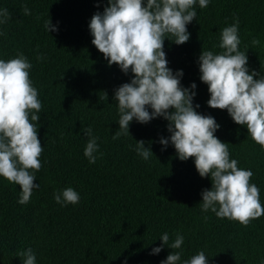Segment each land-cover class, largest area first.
<instances>
[{
	"label": "trees",
	"instance_id": "obj_1",
	"mask_svg": "<svg viewBox=\"0 0 264 264\" xmlns=\"http://www.w3.org/2000/svg\"><path fill=\"white\" fill-rule=\"evenodd\" d=\"M25 5L30 15L23 14ZM108 6V0H0V10L10 14L0 24V59L23 54L32 64L29 77L42 104L40 121L33 123L44 148L34 180L39 187L27 204L18 203L20 187L0 177V264H23L17 254L28 249L36 264H161L173 251L181 252L177 264L200 251L208 264H264V216L243 226L201 211V193L211 189V178L199 175L194 158H178L169 121L133 119L130 134L113 139L119 131L115 91L134 76L109 66L92 44L91 18ZM196 11L186 43L165 38L168 67L173 74L182 70V88L196 84L193 106L220 126L214 135L227 143L230 159L253 172L250 183L260 189L264 206V150L227 110L208 106L199 64L202 50L222 51L221 30L238 17L239 48L247 52L249 73L264 76V0H209L204 9L197 0ZM49 19L55 31L45 30ZM38 55L43 59L37 61ZM88 126L98 137L94 164L84 156ZM161 138L169 139L166 148ZM138 141L152 151L148 160L135 151ZM69 187L79 202L61 206L54 194ZM164 233L169 244L182 235L181 249L164 245L154 254Z\"/></svg>",
	"mask_w": 264,
	"mask_h": 264
},
{
	"label": "clouds",
	"instance_id": "obj_2",
	"mask_svg": "<svg viewBox=\"0 0 264 264\" xmlns=\"http://www.w3.org/2000/svg\"><path fill=\"white\" fill-rule=\"evenodd\" d=\"M108 5L103 14L97 13L91 18L92 44L109 66L116 64L125 74L130 70L134 76L130 83L122 84L115 91L119 131L113 139L130 134L133 119L145 124L163 117L169 121L170 141L178 158L181 161L194 158L199 175L211 178V189L201 193V211L210 210L220 219L237 221L243 226L264 216L260 189L250 183L253 172L239 168L238 161L230 159L227 143L214 135L220 127L215 119L196 111L199 105L194 107L192 103L196 84L182 88V70L173 74L168 67L164 40L167 38L176 45L189 40L187 25L197 17V0H146V4L144 0H108ZM198 5L200 9L207 8L209 0H198ZM22 11L25 16L31 14L26 5ZM9 18L7 9L0 10V24L7 23ZM44 27L48 32L56 30L51 27L50 19ZM238 29L239 19L234 17V23L221 30L219 48L222 51L216 54L202 50L200 79L208 85V106L227 110L237 125L247 127L251 139L264 150V76L254 79L259 74L249 73L247 52L239 48ZM252 44L258 45L259 41L254 39ZM36 59L40 61L43 57L38 55ZM31 68L32 64L23 54L7 61L0 59V177L20 187L18 203L22 205L29 202L33 189L39 187L34 180L42 167L39 158L44 150L33 123L40 121L37 113L42 104L29 77ZM83 132L89 138L84 156L94 164L98 137L92 134L91 126ZM160 143L166 148L169 139L161 138ZM135 151L144 160L153 154L144 141L137 142ZM54 199L66 206L77 204L80 197L69 187L54 194ZM160 239L163 244L153 249L154 254L164 245L179 250L184 243V237L178 233L171 244L168 233ZM17 256L24 257L23 264H36L31 249ZM180 260L181 252L173 251L161 264H177ZM184 264H208V260L200 251Z\"/></svg>",
	"mask_w": 264,
	"mask_h": 264
}]
</instances>
